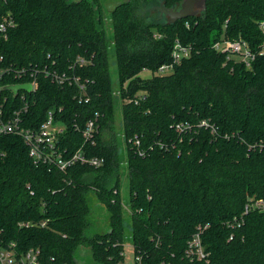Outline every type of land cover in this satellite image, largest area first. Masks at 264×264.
Wrapping results in <instances>:
<instances>
[{"label": "trees", "instance_id": "trees-1", "mask_svg": "<svg viewBox=\"0 0 264 264\" xmlns=\"http://www.w3.org/2000/svg\"><path fill=\"white\" fill-rule=\"evenodd\" d=\"M182 1L122 0L110 11L108 47L100 0H0V19L14 22L0 40V67L42 72L66 70L77 57L87 61L77 73L88 102H78L77 87L39 74L36 91L26 95L25 126L39 127L49 109L61 108L63 155L82 149L103 158L98 168L76 163L62 172L34 164L22 137L0 136L1 244L39 249L44 264H83L85 256L93 264H123L127 230L134 264H264V56L246 67L213 48L222 39L257 48L264 0H206L196 15L174 23L148 11L176 10ZM176 42L189 56L158 74L172 63ZM24 81L0 78V87ZM17 99L0 92L3 107L18 106ZM95 113L99 130L91 144L74 124L83 127ZM180 123L188 127L177 132ZM120 140L128 205L119 195ZM94 199L107 229L88 234ZM197 232L206 260L186 255Z\"/></svg>", "mask_w": 264, "mask_h": 264}, {"label": "built area", "instance_id": "built-area-1", "mask_svg": "<svg viewBox=\"0 0 264 264\" xmlns=\"http://www.w3.org/2000/svg\"><path fill=\"white\" fill-rule=\"evenodd\" d=\"M13 26L14 22L9 16L0 19V40L8 37V32ZM257 27L263 35V42L257 48L251 47L244 40L230 41L227 39L215 42L213 48L217 52L224 53L226 59H235L244 63L246 67H250L252 61L255 60L256 57L264 56V13L263 17L257 21ZM188 56L189 49L176 42L171 54L172 63L159 67L157 73L160 75L169 73L174 63H178L182 58ZM85 64H87L85 59L77 57L69 64L66 70H60L54 67L52 69L45 68L42 72H39L36 68L25 66L19 68L0 67V78H25L26 81L13 83L12 85L30 84L31 86L29 91L19 90L16 95L8 91L11 97H18L17 100L20 102L18 106H11L9 108L3 107V103L7 101V97H3V103L0 105V136L15 135L22 137L28 147L29 157L36 165H48L63 172L76 163L86 164L94 168H98L103 164L102 157L87 155L82 149H78L68 156L63 155L64 152H62L58 146V137H63L66 129L65 123L58 117V112L61 111V108L49 109L46 112L45 119L39 127L33 128L25 126L26 119H24V115L27 113L30 106L26 95L36 91L39 74H42L45 78L49 79L51 83L59 87H77L78 90L75 97L78 102H88L89 97L86 93V81L77 73V69ZM113 93L118 95L116 89ZM98 119L99 114L95 113L92 118L84 123L83 127L74 124L76 130L80 132L85 142L94 143V137H96L99 130ZM200 125L207 126V123L202 121ZM187 127V124L180 123L175 125V130L181 132ZM134 144L138 146L140 144L139 140L136 139ZM143 154L142 151L139 152V155L143 156ZM30 193L32 194V192ZM257 205H259V203H257ZM20 225L28 226V223ZM44 225L45 223L41 224V226ZM186 255L190 257V259H207L208 254L204 251L202 246L200 233L197 232L188 242ZM51 260H53V258H51ZM136 260L139 259L137 258ZM0 264H44V262L40 258L39 249L30 248L25 252H20L17 250L15 243L10 242L7 245L0 243Z\"/></svg>", "mask_w": 264, "mask_h": 264}, {"label": "rangeland", "instance_id": "rangeland-1", "mask_svg": "<svg viewBox=\"0 0 264 264\" xmlns=\"http://www.w3.org/2000/svg\"><path fill=\"white\" fill-rule=\"evenodd\" d=\"M122 0H100L102 6V26L106 31L107 40H108V47L112 45V23L110 21V11ZM180 9V8H179ZM176 9V10H179ZM160 16V14H159ZM162 19H165V16H162ZM108 69H109V76L113 86L116 89L117 86V66L113 52L109 53V61H108ZM142 77H150L151 73L147 71H142L140 74ZM114 89V90H115ZM120 160L122 161L121 168L122 173L120 176V184H119V195L122 202L128 205V177L126 170L124 168V161L126 159V148L124 143L120 140ZM94 205L91 213L88 216V222L90 224L89 230L87 231L88 234H93L96 232H103L107 229V214L104 213L101 209L97 208L95 203V199L93 200ZM92 203V201H91ZM126 220L129 218L126 215ZM123 255H124V263L123 264H134V256H133V247L131 242V237L129 235V231L126 230V237L125 242L123 245ZM83 264H93L89 257L85 256Z\"/></svg>", "mask_w": 264, "mask_h": 264}, {"label": "water", "instance_id": "water-1", "mask_svg": "<svg viewBox=\"0 0 264 264\" xmlns=\"http://www.w3.org/2000/svg\"><path fill=\"white\" fill-rule=\"evenodd\" d=\"M205 2L206 0H183L179 10L165 8L161 5L151 7L148 11L157 10L160 17L166 16L169 23H174L179 19L196 15L200 10L205 8ZM30 87V84L6 85L0 87V92L10 91L13 95H16L19 90L29 91Z\"/></svg>", "mask_w": 264, "mask_h": 264}]
</instances>
